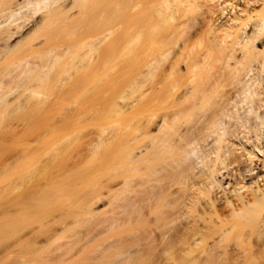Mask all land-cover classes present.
<instances>
[{"label": "bare ground", "instance_id": "bare-ground-1", "mask_svg": "<svg viewBox=\"0 0 264 264\" xmlns=\"http://www.w3.org/2000/svg\"><path fill=\"white\" fill-rule=\"evenodd\" d=\"M76 52L115 116L0 264H264V0H0V114Z\"/></svg>", "mask_w": 264, "mask_h": 264}, {"label": "rangeland", "instance_id": "rangeland-1", "mask_svg": "<svg viewBox=\"0 0 264 264\" xmlns=\"http://www.w3.org/2000/svg\"><path fill=\"white\" fill-rule=\"evenodd\" d=\"M85 51L80 53H94ZM80 53L61 56L54 61L57 64H50L53 67L50 68L51 79L49 84L42 83L38 88L33 96L36 101L32 97L25 102L23 98L24 110L9 104V110L6 108L7 112L0 114V252L18 239H30L26 234L29 228L50 231V217L55 216L65 202L59 191L50 196L51 181L73 172L75 165L88 155L86 144L101 126L102 118L115 116L112 110L109 112L112 109L110 98L100 93L103 90L100 87L107 80L105 71L103 78L100 73L101 77L98 73H94L98 74L94 77L86 71L91 79L83 72L84 78L80 77L83 82L75 75L80 88L76 83L75 87H70L65 77L69 68L66 65L77 57L79 60ZM85 54L80 56L86 58L88 54ZM77 59L74 62L82 58ZM74 62L71 61V65ZM101 78H105L101 80L103 83ZM27 109L39 110L41 114L26 113Z\"/></svg>", "mask_w": 264, "mask_h": 264}]
</instances>
